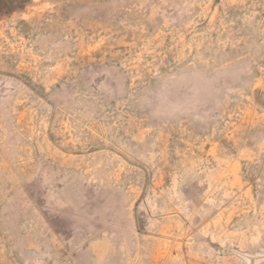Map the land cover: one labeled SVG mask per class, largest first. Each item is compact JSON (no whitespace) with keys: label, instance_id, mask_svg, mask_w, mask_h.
Listing matches in <instances>:
<instances>
[{"label":"rangeland","instance_id":"374dc122","mask_svg":"<svg viewBox=\"0 0 264 264\" xmlns=\"http://www.w3.org/2000/svg\"><path fill=\"white\" fill-rule=\"evenodd\" d=\"M0 264H264V0H0Z\"/></svg>","mask_w":264,"mask_h":264}]
</instances>
